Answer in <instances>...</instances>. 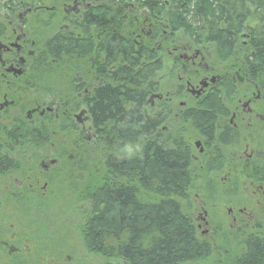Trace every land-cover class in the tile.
Masks as SVG:
<instances>
[{"label":"flooded vegetation","instance_id":"flooded-vegetation-1","mask_svg":"<svg viewBox=\"0 0 264 264\" xmlns=\"http://www.w3.org/2000/svg\"><path fill=\"white\" fill-rule=\"evenodd\" d=\"M119 3L102 13L103 23L110 35L154 53L161 63V77L144 99L158 111V131L167 129L164 118L173 110L182 121L177 134L187 131L189 188L205 191L197 201L203 233L211 226L202 206L220 203L238 245L264 240V54L250 47L252 31L229 29L225 6L223 16L213 6L208 15L191 6L187 29L180 31L162 13L168 1ZM98 7L95 0H0V184H18L8 198L0 197V209L25 191L23 196L49 188L52 173L67 174L68 161L81 172L72 160L84 157L96 138L90 98L100 88V63L102 70L106 66L105 56L95 54ZM219 32L230 44H222ZM92 42L95 49H89ZM12 241L20 239L0 240L1 254L33 253L35 246L23 250ZM230 250L244 254L247 247Z\"/></svg>","mask_w":264,"mask_h":264},{"label":"trees","instance_id":"trees-1","mask_svg":"<svg viewBox=\"0 0 264 264\" xmlns=\"http://www.w3.org/2000/svg\"><path fill=\"white\" fill-rule=\"evenodd\" d=\"M95 1L100 16L95 54L106 58L105 69L100 63L98 73L100 88L90 98L97 154L92 172L86 163L81 167L91 174L88 179L83 180L84 174L76 173L70 162L66 174L70 181L81 183L75 190L88 206L79 228L84 249L120 264H190L205 259L210 255V244L195 237L191 220L181 213L177 202L185 198L192 178L189 144L180 136L176 138L174 132L167 137L160 134L158 111L148 108L144 99L145 92L156 87L161 63L154 61V53H140L139 47L123 37L109 34L102 13L108 14L113 2L125 7L124 0ZM165 1L164 17L169 23L177 22V28L186 29L191 6H197L201 14L206 9L214 13L213 6L220 9L221 16L225 6L228 28L232 25L234 33L251 30L250 47L264 54V0ZM219 37L224 46L230 44L229 35L219 32ZM89 49H95L94 42ZM238 246L247 247V251L222 254L216 262L264 264L263 239L250 238Z\"/></svg>","mask_w":264,"mask_h":264},{"label":"rangeland","instance_id":"rangeland-1","mask_svg":"<svg viewBox=\"0 0 264 264\" xmlns=\"http://www.w3.org/2000/svg\"><path fill=\"white\" fill-rule=\"evenodd\" d=\"M207 11L210 13L211 10L206 9ZM206 14L208 15V13ZM178 28L181 31L182 27ZM157 77H161L160 72L156 74L155 81L158 80ZM147 107L150 108V105ZM176 111L169 112L164 123L167 129L164 132L159 130V132L165 137H167V134H173L174 132L176 138L180 136L182 139L183 136L186 137L187 131L177 134L176 128L181 127L182 121L177 120L175 117ZM185 128H187V125ZM93 141L84 147V157H77L72 160L75 161L73 167L80 168L81 172L79 174H84L83 180L88 179V176L91 175L88 174V171H93L92 165L97 154L93 148ZM85 163L89 168L88 171L81 168ZM52 174L51 179H49L51 181L49 188L47 187L41 192H28L23 196L27 192L25 191L22 196L15 198L16 203L13 200L2 202L3 205L0 209V240L10 241L18 237L20 242L16 244L14 240L12 245L20 246L23 250L35 246L32 248L35 254H30L31 250L22 251L23 253L20 252L17 256L1 254L5 245L0 242V264H32L33 261L35 264H120L115 260H106L96 253L85 251L79 228L83 223L88 206L85 200H81L77 196L75 190L76 187H81V183L77 184L78 181H70L67 175H62L59 170L58 173ZM15 185L8 184L6 187L4 183H1L0 197L2 199L8 198L7 193L9 191L14 192L18 184ZM2 189H4L3 192ZM204 193L205 191L201 187L193 186L185 191V198L177 199L181 213L192 222L195 237L198 240H206L211 247L210 255L207 258L193 261L190 264H218L216 260L222 256V252L219 250H228L227 255H229L234 251H229V249L237 248L239 243L238 232L234 230V227H231L230 219L226 215V207L220 206V203L218 205L202 206L203 210L207 212L209 225L211 226L209 232L203 233L206 226L200 219L203 214L197 201L198 199L202 200ZM31 195H33V199ZM19 200L25 203H17ZM197 225H200V227H197ZM34 242H38V247L43 246L41 253H38L37 244H34ZM20 247L17 248L20 249Z\"/></svg>","mask_w":264,"mask_h":264},{"label":"bare ground","instance_id":"bare-ground-1","mask_svg":"<svg viewBox=\"0 0 264 264\" xmlns=\"http://www.w3.org/2000/svg\"><path fill=\"white\" fill-rule=\"evenodd\" d=\"M205 15H206V11H205ZM204 17H205V16H201V17H199L197 21L201 22V19L204 18ZM175 27H176V26H175ZM181 30H182V29H181ZM150 80H151V79H150Z\"/></svg>","mask_w":264,"mask_h":264}]
</instances>
